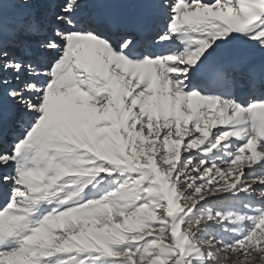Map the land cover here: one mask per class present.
<instances>
[{"label":"snow or ice","instance_id":"1","mask_svg":"<svg viewBox=\"0 0 264 264\" xmlns=\"http://www.w3.org/2000/svg\"><path fill=\"white\" fill-rule=\"evenodd\" d=\"M0 264H264V0H0Z\"/></svg>","mask_w":264,"mask_h":264}]
</instances>
